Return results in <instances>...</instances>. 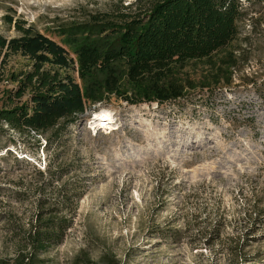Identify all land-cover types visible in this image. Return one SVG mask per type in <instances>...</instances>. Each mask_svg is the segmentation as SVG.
Listing matches in <instances>:
<instances>
[{
    "label": "rangeland",
    "instance_id": "rangeland-1",
    "mask_svg": "<svg viewBox=\"0 0 264 264\" xmlns=\"http://www.w3.org/2000/svg\"><path fill=\"white\" fill-rule=\"evenodd\" d=\"M119 1L134 0H0V32L15 35L6 13L50 34L45 28ZM240 29L252 38L250 55L229 86L166 104L111 98L68 126L61 146L4 126L0 262L13 264L38 211L46 217L80 187L76 204L56 212L71 226L40 256L46 264H105L103 256L108 264H264V84L250 80L264 81V5L251 7ZM102 110L111 127L98 120Z\"/></svg>",
    "mask_w": 264,
    "mask_h": 264
},
{
    "label": "trees",
    "instance_id": "trees-1",
    "mask_svg": "<svg viewBox=\"0 0 264 264\" xmlns=\"http://www.w3.org/2000/svg\"><path fill=\"white\" fill-rule=\"evenodd\" d=\"M258 5L264 0L119 1L107 12L45 28L52 36L6 13L2 21L15 35L0 32V131L5 126L31 138L44 135L45 146H61L68 126L111 98L166 104L229 86L250 55L252 38L242 37L240 24ZM15 58L22 64L15 65ZM250 80L257 89L264 84ZM74 191L62 193L46 217L37 212L13 264H46L40 256L59 245L71 226L56 212L75 205L84 192ZM73 264L98 262L76 257Z\"/></svg>",
    "mask_w": 264,
    "mask_h": 264
},
{
    "label": "bare ground",
    "instance_id": "bare-ground-1",
    "mask_svg": "<svg viewBox=\"0 0 264 264\" xmlns=\"http://www.w3.org/2000/svg\"><path fill=\"white\" fill-rule=\"evenodd\" d=\"M97 116L101 117L98 120H102L103 121L101 123V125L108 124V126L111 127L112 118L110 117L109 112H107L106 110H102L100 113L97 114ZM98 125H100V124H98Z\"/></svg>",
    "mask_w": 264,
    "mask_h": 264
}]
</instances>
